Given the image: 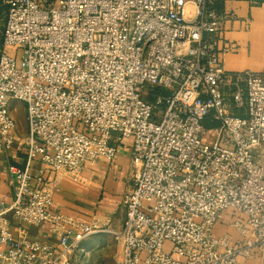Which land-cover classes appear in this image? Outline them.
Returning a JSON list of instances; mask_svg holds the SVG:
<instances>
[{
    "label": "built area",
    "instance_id": "built-area-1",
    "mask_svg": "<svg viewBox=\"0 0 264 264\" xmlns=\"http://www.w3.org/2000/svg\"><path fill=\"white\" fill-rule=\"evenodd\" d=\"M2 1L0 150L15 144L11 100L24 103L26 134L24 165L8 166L13 197L0 202V264H73L99 232L118 244V264H236L264 249V72L224 69L233 45L216 0ZM122 138L120 229L54 211L56 187L31 163L76 179L112 161ZM223 214L234 245L213 233ZM8 215L51 224L57 244L28 239Z\"/></svg>",
    "mask_w": 264,
    "mask_h": 264
},
{
    "label": "crops",
    "instance_id": "crops-1",
    "mask_svg": "<svg viewBox=\"0 0 264 264\" xmlns=\"http://www.w3.org/2000/svg\"><path fill=\"white\" fill-rule=\"evenodd\" d=\"M218 4L219 13L223 16L222 40L233 45L231 51L221 56L224 69L264 72V0H218ZM2 6L5 8L4 26L6 7L4 4ZM25 134L26 129L23 135ZM20 140L18 131L13 149L0 150V202L8 203L14 194L13 178L8 172V166L24 165L25 150L18 145ZM116 147L117 152L112 161L99 158L94 163H88L76 179L63 171L54 172L38 158L31 163L33 174L41 170L49 185L56 187L53 195L54 211L74 219L97 218L106 228L114 231L120 229L124 220L121 198L131 185L129 177L131 139L122 138ZM12 153L14 158L10 157ZM8 218L11 228L17 232H24L28 239L57 244L58 234L50 229L51 224L24 225L11 215H8ZM229 222V216L223 214L215 224L213 233L225 236L229 243L234 245L241 239V235ZM252 255L238 256L236 264H264V249L253 247Z\"/></svg>",
    "mask_w": 264,
    "mask_h": 264
},
{
    "label": "rangeland",
    "instance_id": "rangeland-1",
    "mask_svg": "<svg viewBox=\"0 0 264 264\" xmlns=\"http://www.w3.org/2000/svg\"><path fill=\"white\" fill-rule=\"evenodd\" d=\"M0 0V39L3 27L5 8ZM3 47L0 46V52ZM17 125V135L19 131L20 139L26 129L24 103L20 100H11L8 105ZM120 259V249L115 239L109 232H99L90 235L80 242L74 252L73 264H118Z\"/></svg>",
    "mask_w": 264,
    "mask_h": 264
},
{
    "label": "trees",
    "instance_id": "trees-1",
    "mask_svg": "<svg viewBox=\"0 0 264 264\" xmlns=\"http://www.w3.org/2000/svg\"><path fill=\"white\" fill-rule=\"evenodd\" d=\"M219 4H218V0H216L215 1V8H216V10L217 11H219ZM150 98V97H149ZM148 100H152V99H148ZM206 126H216L217 124H216V122H214V121H210V120H208V121H206Z\"/></svg>",
    "mask_w": 264,
    "mask_h": 264
}]
</instances>
